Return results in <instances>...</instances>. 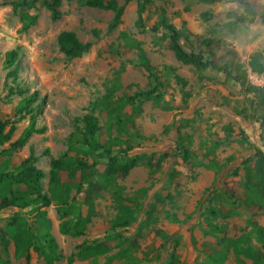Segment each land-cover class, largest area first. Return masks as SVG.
Returning a JSON list of instances; mask_svg holds the SVG:
<instances>
[{
  "label": "rangeland",
  "instance_id": "374dc122",
  "mask_svg": "<svg viewBox=\"0 0 264 264\" xmlns=\"http://www.w3.org/2000/svg\"><path fill=\"white\" fill-rule=\"evenodd\" d=\"M103 1L123 6L121 23L114 29H110L113 12L89 7L85 0H62L58 20H52L43 0H26L25 4L23 0H0V121L6 125L4 133L14 128L3 148L21 136L31 116L35 119V132L24 146L0 156V164L9 161L10 171L27 158L36 159L34 166L45 173L42 191L50 196L55 177L52 162L81 160L87 165L84 180L79 170L69 178L61 168L57 191L68 188L69 198H74L84 217L89 210L83 201L90 190L93 205L84 235L77 238L59 232L61 212L53 199L46 208L0 211V261L47 264L33 250L29 261L17 258L14 242L4 236L12 216L24 217L33 227L42 211L59 247V264H168L170 260L209 264L208 255L221 247L218 242L223 236L237 238L247 233L248 220L264 228V207L248 208L243 202V183L255 161L253 147L264 152L255 98L245 88L264 93V0H229L234 7L225 12L219 10L223 0L212 4L151 0L143 15V30L135 25L136 0ZM21 15L32 18L26 29ZM162 18L179 31L186 52L201 54L205 61L226 67L231 75L210 67L197 70L177 61L168 32L149 30ZM62 32L90 44L88 52L75 58L65 56L57 42ZM137 46L163 85L159 103L146 100L132 105L126 100L134 91L154 85L139 66ZM11 50L18 52L15 80L7 78L8 70L2 65L4 54ZM256 53L260 55L258 68L253 69L249 61ZM10 86L36 94L32 115L16 114L21 98L7 96ZM109 109L116 110L120 123ZM89 113L98 119L99 141L112 144V155L123 154L129 145L128 156H144V164L125 176L118 175L116 187L121 194L99 187L106 160L79 143L81 119ZM117 137L123 144H115ZM229 158H233L231 165L240 162L237 171L234 165L223 171L207 168L225 165ZM210 208L217 211L215 218L207 214ZM121 220L130 225L114 229L113 223ZM249 239L251 245L257 244L254 237ZM101 242L109 248L108 254L79 256ZM224 264L252 263L242 257L239 263L229 251Z\"/></svg>",
  "mask_w": 264,
  "mask_h": 264
},
{
  "label": "trees",
  "instance_id": "16d2710c",
  "mask_svg": "<svg viewBox=\"0 0 264 264\" xmlns=\"http://www.w3.org/2000/svg\"><path fill=\"white\" fill-rule=\"evenodd\" d=\"M46 8L51 12L52 20H58L60 17L59 7L62 0H43ZM72 1V0H66ZM137 1V20L135 22L136 27L139 30L145 29L144 13L146 7L151 3V0H136ZM198 3L212 4L218 0H193ZM26 0H23L22 4H25ZM85 4L89 7L98 8L102 10H110L113 12V20L110 24V29L116 28L121 23V17L123 13V6H118L114 1H103V0H85ZM23 28L29 27L32 18L26 15H21ZM264 20V16H263ZM159 28H163L168 32V39L170 41V49L172 50L177 61L184 65L192 66L197 70H205L211 68L219 72L225 73L230 76V71L226 67H219L215 63L205 61L203 56L194 52H186L180 45L181 35L176 27L169 24L165 18H162L159 24H155L149 28L152 32H157ZM60 51L69 58L79 57L81 54L88 52L90 44H82L75 36L70 32H62L57 38ZM138 47V46H137ZM140 63L139 66L147 73L148 79L153 81V86L146 90L134 91L133 95L128 97L126 100L132 105L135 102L141 103L146 100H153L159 103L161 94L159 93L160 88L163 87L162 83H158V77L154 73V70L149 64L144 52L139 49ZM18 57L17 50H11L4 54L3 67L8 70L7 78L16 79L17 67L16 60ZM260 55L254 54L249 61L250 66L253 69H257V63ZM168 71H172L170 67H164ZM177 82H182L181 79L176 77ZM131 88H133L131 86ZM246 91L253 94V104L258 110L257 123L260 130V139L264 143V93L259 88L247 87ZM27 91L20 86L8 88V97L17 96L20 97V101L15 108L17 115L31 114L34 110V104L36 102V94L27 95ZM137 103V104H138ZM115 109H109L108 112L120 123L121 118L118 114H115ZM34 116H31L27 128L23 131L21 136L8 148H3V145L9 142L13 135L14 128L4 133L5 123L0 121V156H9L10 152L24 146L28 138L34 130ZM83 129L81 131V143L83 146L90 149L91 152H96L100 158L106 160V164L102 173V182L99 187L103 190L115 189L117 194H121V189L116 187V179L118 175L125 176L127 173L139 164H144V156L130 157L127 155L132 150V146H127L123 154L112 155L111 146L112 144H102L98 139L99 125L98 119L91 113L86 114L81 119ZM115 144H123V141L115 138L113 140ZM244 142H248L247 138H243ZM252 146V145H251ZM255 158L254 165L248 172L246 180L243 183L245 190L244 205L248 208L254 207L257 209H263L264 207V152L257 147H253ZM64 158L55 160L51 164V173L54 174L53 184L49 187L50 196L43 193L42 180L45 177V173L37 169L33 162L36 159L30 157L21 162L13 170L8 171L9 161H4L0 164V211L16 208L18 210H25L29 207L34 209L46 208L50 205L51 200H55L59 205L58 211L61 212V220L59 223V232L62 235L71 236L77 238L84 235L88 218L91 216L93 211L92 200L90 197V191H87L84 203L88 207L89 213L87 216H82L80 210L74 205V198H69V189L66 188L60 192L58 189V170L61 168L68 171V177L73 178L77 170L80 171V176L84 180V174L87 170V165L81 160H71ZM233 162V158L226 160L225 165H207V168H219L222 171L228 166H235L234 171L238 170L240 162ZM249 162H243V165ZM242 163V162H241ZM150 167V162L146 163ZM86 181V180H85ZM91 183V182H88ZM82 188V183L78 185V191ZM116 195V192H115ZM117 198L119 196L117 195ZM207 214L211 217L217 216V211L214 209H207ZM37 226L29 225L27 219L22 216L14 215L6 223L4 229V236L10 238L15 245V254L17 258H23L25 261L30 259V251L33 250L38 256H42L47 264H59L61 260V254L59 253V247L55 239L50 234L51 223L46 218L45 212H38ZM130 225L129 221L121 220L113 223V228L127 227ZM247 226L250 230L245 233L244 231L237 238H230L223 236L218 245L220 248L214 249L208 255L209 264H224L227 260L228 252L231 251L235 256L236 260L241 263V257L251 261L252 264H264V228L257 222L248 220ZM211 229L217 233L219 232L218 227L211 226ZM251 237H254L257 244L255 246L250 244ZM4 241V237L2 238ZM109 253V248L105 243H97L94 246L87 247L85 251L79 254L84 257H101ZM83 254V255H82ZM69 262H73V258L70 257ZM0 264H8L0 261ZM168 264H174L172 260Z\"/></svg>",
  "mask_w": 264,
  "mask_h": 264
},
{
  "label": "clouds",
  "instance_id": "9594fccd",
  "mask_svg": "<svg viewBox=\"0 0 264 264\" xmlns=\"http://www.w3.org/2000/svg\"><path fill=\"white\" fill-rule=\"evenodd\" d=\"M233 7H234V5L232 3H230L229 0H223V2L220 4L219 10L221 12H225V11L232 9Z\"/></svg>",
  "mask_w": 264,
  "mask_h": 264
}]
</instances>
